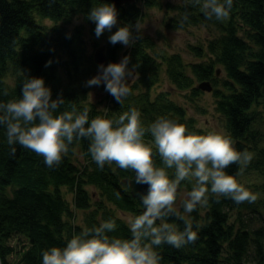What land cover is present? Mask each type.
<instances>
[{
	"label": "trees",
	"instance_id": "obj_1",
	"mask_svg": "<svg viewBox=\"0 0 264 264\" xmlns=\"http://www.w3.org/2000/svg\"><path fill=\"white\" fill-rule=\"evenodd\" d=\"M99 0H0V101L7 102L21 95V86L25 76L43 77L51 89V98L62 96L64 103L56 110L61 112L71 110L73 105L78 111L88 110L89 119L100 115L117 118L129 108H135L140 113L141 126L145 129L143 140L154 143L150 132L151 123L158 116H167L185 125L186 132L207 134L197 128L192 117H186L185 108L171 100L166 93H158L150 98V87L158 80L157 65L152 57V39L138 36L129 48L123 51V57L128 56L127 66L136 72V79L130 87L129 95L119 103L110 93L108 109L103 111L95 105H82L79 94L63 85L53 71L56 48L55 38L46 34L36 22L35 15L44 19L58 21L71 15V12L83 4L89 5ZM201 3L186 2L177 5L176 25L201 24L212 25L217 29L212 39L208 41L207 50L214 56L208 61L189 63L190 72L178 53L164 57L166 73L169 81L178 89L189 88L191 94L200 93L201 89L192 87L193 77L198 80L214 79L215 62L223 66L227 80L223 86L227 92L214 89L217 98L216 108L226 118V129L233 146L242 154L247 149V140L253 136L250 125L253 114L249 111L252 104L263 95L264 85V0H234L227 22L209 20L202 9ZM145 5H153V0H144ZM117 18L121 22H133L141 15V8L134 3L115 6ZM186 17V18H185ZM174 23V24H175ZM129 24V23H128ZM242 26L247 39L237 35L236 27ZM56 30L57 27H54ZM115 25L111 31H116ZM67 50L75 53L70 47V38L65 37ZM151 41V42H150ZM121 43L106 44V54L109 62H115L116 55L121 50ZM197 56H202L198 47H192ZM61 59H59L60 61ZM50 61V63H47ZM11 68L16 79L9 85L4 77ZM97 72V70H96ZM144 90L138 91L141 88ZM90 139L75 137L68 144V151L62 154L59 164L47 166L43 156L20 144L15 145L12 153L7 143L6 129L0 126V259L3 264H10V254L19 249V258L14 264H43V250L52 246L64 247L67 240L79 234L84 228L98 226L103 220H114L116 228L108 233L111 237L122 239L132 238L130 226L106 202L123 211L143 212L142 203L130 193L126 185L120 184V179L132 176V169L121 168L115 161L105 163L101 168L93 160L89 151ZM78 148L85 162L78 164L72 157ZM154 164L162 166L161 156L156 145H153ZM262 151L260 152L261 155ZM160 156V160L157 159ZM241 161L229 164L225 171L237 180ZM264 164V149L261 161L254 168ZM174 176V175H172ZM174 178V177H173ZM184 181L181 180L180 184ZM86 184H92L101 197L92 202L91 194ZM179 184V185H180ZM65 185L73 193L74 209L84 211V226L68 223L64 215L72 211L63 198L60 186ZM207 210L200 224L199 204L191 213L189 219H181L175 215L161 217L156 224L175 225L183 230L185 221L192 223L197 232V239L177 248L168 243L152 245L150 239L145 244L151 247L160 257V264H221L224 244L230 255L227 260L240 263L247 254V246L252 241L256 247L258 262L264 257L261 238L263 229L253 230V236L246 230L234 232L232 224H228V212L245 205V200L237 203L229 196L211 192L210 183L206 185ZM183 205V202H182ZM183 208V207H182ZM17 236V243L11 244V239Z\"/></svg>",
	"mask_w": 264,
	"mask_h": 264
},
{
	"label": "clouds",
	"instance_id": "obj_2",
	"mask_svg": "<svg viewBox=\"0 0 264 264\" xmlns=\"http://www.w3.org/2000/svg\"><path fill=\"white\" fill-rule=\"evenodd\" d=\"M186 2L199 4L201 0ZM233 3L234 0H203L202 9L209 20H221L229 16ZM87 15L95 22L97 37L108 30L112 44L132 43L133 34L128 25L111 31L117 24L118 15L114 3L102 0ZM128 62L129 57L124 56L119 62L101 64L98 74L86 83H103L105 89L122 103L131 91ZM63 103L62 96L51 98V89L43 77L25 76L21 95L7 102L0 101V126L6 129L11 152L14 153L15 145L20 144L41 154L44 163L53 167L69 150L68 144L74 136L87 137L90 139L89 151L99 167L115 161L121 168H130L135 172V181L147 184V190L140 193L144 211L130 220L132 238L109 236L116 223L111 219L103 220L98 226L86 227L73 235L64 247L52 246L43 250V264H160V257L144 243L145 239H150L152 245L168 243L177 248L197 239V232L189 221H185L183 230L169 223L156 224L161 217L180 215L174 201L181 180L189 176L196 178V186L183 201L185 213H191L198 204L207 203L206 185L209 183L211 192L229 196L237 203L256 199L225 171L229 164L242 158L248 161L250 156L238 151L231 138L220 132L189 133L177 120L158 116L151 123L150 132L164 165L167 168L175 166L174 178H170L166 167L153 163L152 148L143 140L145 129L137 109L129 108L117 118L97 115L89 119L88 110L78 111L75 105L71 110L57 112Z\"/></svg>",
	"mask_w": 264,
	"mask_h": 264
},
{
	"label": "rangeland",
	"instance_id": "obj_3",
	"mask_svg": "<svg viewBox=\"0 0 264 264\" xmlns=\"http://www.w3.org/2000/svg\"><path fill=\"white\" fill-rule=\"evenodd\" d=\"M155 4L145 5L144 0H135L137 5L141 8V15L135 21L126 22L119 21L117 18L116 26L128 25L132 31V43L137 40L138 36H147L152 39V57L155 60L158 71V80L150 87V98H154L158 93H166L168 97L175 103L185 108L186 117H192L197 128L205 132H220L229 137L226 129V118L216 108L217 98L214 96V89H219L227 92L223 86V81L228 78L222 65L215 62L213 65L215 75L212 79H207L212 85L211 91L201 90L200 93L193 95L189 88L180 90L176 88L168 79L166 73V64L164 57L172 53H178L186 65V71L190 72L189 63L208 61L214 56L207 50L208 41L212 39L217 29L214 26H203L201 24H187L184 26L176 25L174 19L177 16V5H183L186 0H153ZM96 6L93 2L89 5L83 4L81 8L78 6L71 12V15L66 19L53 21L50 19L41 18L35 15L36 22L42 27V30L55 38L54 47L56 48L55 57L53 61V71L57 75L60 82L75 90L79 94L80 103L82 105H95L98 109L107 111L109 103L107 95L110 94L104 87V84L89 85L87 80L92 76L97 75V67L93 60V54L97 47L107 44L110 32L105 30L99 37L95 34V22L88 18L89 10ZM230 18H223V22H227ZM129 23V24H128ZM175 23V24H174ZM139 24V29L137 28ZM115 25H113L114 27ZM54 27H57L55 30ZM112 27V28H113ZM237 35L247 39V34L242 26L236 27ZM65 37L70 38V47L74 49L75 53H70L67 50ZM151 42V41H150ZM121 43V42H119ZM121 50L116 55L115 62H119L123 58V51L129 48V45L122 44ZM192 47H198L202 51V56H197ZM59 59H61L59 61ZM131 73L128 76V86H131L136 77V72L131 66H127ZM218 70V73H217ZM16 75L14 71L9 68L5 74V81L9 85H13ZM205 80V79H203ZM198 80L193 77L192 87H197ZM144 90L142 87L140 90ZM263 95L257 102L252 104L250 112L253 114V120L250 125V130L253 136H249L247 140V149L244 154L250 156L248 161L242 158L240 171L238 173L237 182L243 185L247 190L252 192L256 199L253 201L245 200V205L237 207L228 212V224L233 225L234 232L242 229L249 232L253 236V230L263 229L264 232V164L257 169L255 163L261 161L264 149V85L262 87ZM147 145L152 147L153 142H148ZM262 151L261 155L260 152ZM160 160V156H157ZM72 160L78 164L84 163L85 159L81 151L76 148ZM163 167V160L161 158ZM158 166V165H156ZM170 178L175 175V166L167 168ZM180 190L176 193L174 207L180 215H175L184 219H189V213H185L182 208V202L187 198L190 192L196 186V178L193 176L186 177ZM88 192L91 194L92 202L100 199L97 189L92 184L85 185ZM60 191L63 198L67 201L72 215H64V220L68 223L84 226V211L74 209L72 204L73 193L65 185L60 186ZM207 193V192H206ZM107 207L114 210L115 214L121 217L129 226L130 220L136 215L135 212L123 211L116 208L113 204L106 202ZM142 206H140V209ZM207 207L205 204H199V213L201 216L200 224L204 222L203 216ZM162 224L165 222L161 220ZM175 226V225H174ZM176 227V226H175ZM177 228V227H176ZM264 246V236L261 238ZM11 244L17 243V236H14ZM150 245L151 244H147ZM22 247L16 246L15 252L8 256L10 264L17 262L19 258V249ZM264 251V247H262ZM230 253L227 251L226 244H224V252L222 255L221 264H235L233 260H227ZM264 264V257L260 259ZM258 257L256 254L255 244L251 241L247 246V254L238 264H256Z\"/></svg>",
	"mask_w": 264,
	"mask_h": 264
},
{
	"label": "water",
	"instance_id": "obj_4",
	"mask_svg": "<svg viewBox=\"0 0 264 264\" xmlns=\"http://www.w3.org/2000/svg\"><path fill=\"white\" fill-rule=\"evenodd\" d=\"M102 2V0H99ZM109 3H114L115 6H123L126 3H133L134 0H108ZM93 60L94 63L97 67V73L99 72V65L103 64V65H107L109 63L107 54H106V45H100L99 47H97L94 51L93 54ZM218 73V70H217ZM197 87L201 90H205V91H211L212 90V85L210 83L209 80L205 79L202 80L200 83H198ZM152 158H153V163H154V154L152 152ZM135 172L134 170H132V176L130 177H124L122 179H120V184L121 185H126L129 187L130 189V193L132 194L133 197L137 198L140 202V193L142 192H146L147 190V184H141V183H137L135 181ZM180 185L177 188V192L180 190ZM142 210L144 211V206H142Z\"/></svg>",
	"mask_w": 264,
	"mask_h": 264
},
{
	"label": "built area",
	"instance_id": "obj_5",
	"mask_svg": "<svg viewBox=\"0 0 264 264\" xmlns=\"http://www.w3.org/2000/svg\"><path fill=\"white\" fill-rule=\"evenodd\" d=\"M0 264H3L1 259H0Z\"/></svg>",
	"mask_w": 264,
	"mask_h": 264
}]
</instances>
